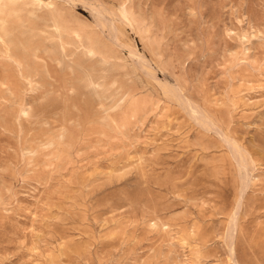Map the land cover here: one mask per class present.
<instances>
[{"label":"rangeland","instance_id":"rangeland-1","mask_svg":"<svg viewBox=\"0 0 264 264\" xmlns=\"http://www.w3.org/2000/svg\"><path fill=\"white\" fill-rule=\"evenodd\" d=\"M41 1L0 0V264H264V0Z\"/></svg>","mask_w":264,"mask_h":264},{"label":"bare ground","instance_id":"bare-ground-1","mask_svg":"<svg viewBox=\"0 0 264 264\" xmlns=\"http://www.w3.org/2000/svg\"><path fill=\"white\" fill-rule=\"evenodd\" d=\"M20 0H11V2H19ZM36 2H38V5H45L47 8L50 7V6H53V4L51 5L50 3H44L43 1L41 0H35ZM95 7V6H94ZM93 8V7H92ZM105 11L103 10H98V19L100 18L102 20V25L103 27H106L108 26L107 23L105 21H103V17L106 18L105 16ZM16 13V12H15ZM104 18V19H105ZM106 20V19H105ZM116 39H118V37H116ZM61 44V43H60ZM133 47V46H132ZM87 50V49H86ZM88 51V50H87ZM92 52V51H90ZM136 52V51H135ZM134 52V53H135ZM138 52V51H137ZM136 54V53H135ZM138 55V54H137ZM141 58V57H140ZM148 67V66H147ZM148 69V68H147ZM89 80V79H88ZM90 81V80H89ZM30 83V82H29ZM92 83L94 84L95 82L92 81ZM91 84V83H90ZM92 85V84H91ZM97 85V83H96ZM171 87V86H170ZM95 88V87H94ZM177 88V87H176ZM172 89V88H171ZM99 94V93H98ZM97 94V95H98ZM176 93H174L175 95ZM183 95V94H182ZM177 96V94H176ZM176 98V97H175ZM177 99V98H176ZM187 100V99H186ZM181 101V100H180ZM190 101V100H189ZM183 103V102H182ZM188 103V101H187ZM184 104V103H183ZM191 105V104H190ZM189 108V106H188ZM191 113L192 116H194L195 118H197L203 125H206L208 128L212 127L213 124L211 123L210 119H208L207 116H205L203 114V112H201L199 109L195 108V107H191ZM224 141V140H223ZM227 143H229V145L231 146L233 152H234V155L235 157L237 158L236 162L238 161V169L240 171V175H241V179H242V183L245 184L247 181H250L252 178V176H250V167L253 166L255 163H254V158L252 157V155L250 153H248L236 140L232 139V138H227L226 139ZM256 162V161H255ZM255 166V165H254ZM236 215L234 214L233 217H232V226H235L236 225ZM233 228V227H232ZM230 236V235H229ZM181 239H182V236H181ZM180 239V241H182ZM185 240V238L183 239ZM188 241V240H187ZM184 242V245L186 244L185 241ZM181 243V242H180ZM182 244V243H181Z\"/></svg>","mask_w":264,"mask_h":264}]
</instances>
